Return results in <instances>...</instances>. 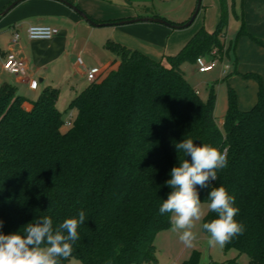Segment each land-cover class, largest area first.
Wrapping results in <instances>:
<instances>
[{"label":"trees","instance_id":"16d2710c","mask_svg":"<svg viewBox=\"0 0 264 264\" xmlns=\"http://www.w3.org/2000/svg\"><path fill=\"white\" fill-rule=\"evenodd\" d=\"M226 28L223 10L213 33L200 30L165 62L107 41L119 67L72 100L69 109L77 115L69 130L63 129L57 89H46L28 102L16 87L3 85L0 232L23 234L25 225L43 216L51 217L55 229L84 210L86 220L77 229L80 238L72 257L61 264L72 259L83 264H155V239L171 228V213H159L173 190L165 182L174 166L191 160L175 144L191 138L197 145L227 149L228 166L217 170L218 179L208 188L197 186L202 203H208L209 191L219 185L235 195L240 209L236 220L246 230L225 249L246 255L249 264H264V79L249 76L259 92L247 111L239 108L230 90L221 126L215 90L204 101L184 71L186 64L224 51ZM215 218L209 211L204 222ZM182 264H199V254Z\"/></svg>","mask_w":264,"mask_h":264},{"label":"crops","instance_id":"0c3cea01","mask_svg":"<svg viewBox=\"0 0 264 264\" xmlns=\"http://www.w3.org/2000/svg\"><path fill=\"white\" fill-rule=\"evenodd\" d=\"M14 1L0 0V14ZM67 1L80 8L98 24L110 23L113 18H118L114 17L116 13L111 11L113 9L109 3L112 2L109 0ZM197 7L198 0H191L185 11L181 13V18L169 20L159 13L152 17L162 18L175 25H183L191 19ZM123 10L124 16L137 17L131 14L129 8L124 7ZM223 10L227 17L226 35L222 38L224 56L230 57L231 52H234L235 56L229 61L230 71L226 77L235 71L264 79V0H224V4L221 0H202L199 14L189 28L174 30L168 27L150 26L159 33V47L157 53L143 51L155 61H160L161 54L164 58L177 55L200 30L213 33L221 22ZM30 26H51L59 29L60 33L52 40H30L27 35ZM112 27L116 26H92L73 9L58 0H25L19 3L7 15L0 17V89L6 84L13 85L19 95L28 102H34L43 91L55 88L59 91L58 109L61 112L67 110L72 100L91 83L87 79V71L94 70L97 81H102L111 71L118 69L119 59L106 48V43L109 40L115 42L117 40L129 44L124 40L129 29L113 30ZM242 28L244 32L241 34ZM15 34L19 35L16 41ZM232 37L237 40L234 45ZM10 53L16 54L26 62V77L15 76L4 70V61ZM224 56L221 57V62ZM79 57L82 58L84 67L78 65ZM222 64L225 67L224 62ZM194 71L199 73L197 68ZM32 80L38 84L36 90L29 87ZM197 92L200 95V91ZM253 107L239 106L243 111ZM74 111L77 115V111ZM224 117L225 115L221 118L216 116L221 126Z\"/></svg>","mask_w":264,"mask_h":264},{"label":"clouds","instance_id":"9594fccd","mask_svg":"<svg viewBox=\"0 0 264 264\" xmlns=\"http://www.w3.org/2000/svg\"><path fill=\"white\" fill-rule=\"evenodd\" d=\"M175 148L191 160L184 159L171 169V179L165 183L173 190L163 200L159 213H171L172 231L179 232L180 241L192 247L197 235L193 229L205 215L197 186L208 188L210 181L218 179L217 170L228 166L227 149L197 145L191 138L176 143ZM235 200V195L222 185L209 191L207 209L217 214V218L201 225L208 233L209 247L223 248L244 234L245 225L236 220L240 209ZM85 220V211L79 210L78 218H67L55 229L51 217L43 216L25 225L23 234L0 232V264H61L69 260L73 245L80 238L77 229ZM107 264H112L111 260Z\"/></svg>","mask_w":264,"mask_h":264},{"label":"rangeland","instance_id":"374dc122","mask_svg":"<svg viewBox=\"0 0 264 264\" xmlns=\"http://www.w3.org/2000/svg\"><path fill=\"white\" fill-rule=\"evenodd\" d=\"M109 1L113 3L109 4L113 9L111 11L116 13L114 17H118L113 18V21L110 23H118L138 18H152V16L156 15L157 13L169 20L181 18V13L185 11L191 0ZM124 7L129 8L131 14L137 15V17L129 18L128 16H124ZM150 26H158L163 28L168 27L158 23L142 22L119 25L112 28L113 30L129 29V32L127 33L128 35L124 38V40H126L129 44L121 43L117 40L116 42L126 46L127 48L137 50L147 55L144 52L145 50L151 53H157V47H159L158 44L160 41L159 33L153 30ZM231 39L234 45L237 40L235 37H232ZM224 52L225 50L222 53L219 51V53L222 55L221 57L224 56ZM234 58V52H231L230 57L224 56V58H222V62H224L225 67L221 62L216 69L204 75L195 73L194 71L195 68L198 70V62L197 64L189 63L184 66L187 80L194 89L200 91L201 99L207 101L212 90H215V93L217 94V108L215 114L218 118H221L224 115L226 116L228 112L230 90L235 92L238 106L241 108H251L258 100V85L253 78L246 76V74L244 75L237 72L235 73V71H232V74L229 77H222V70L226 69L227 74L229 73V61ZM162 60L164 62L166 61V58L163 57V54L160 56V61ZM210 60L211 57L206 56L202 62L204 64H208ZM90 84L91 83H89L88 86ZM63 112L65 121L71 114L74 116V118H76L74 110L68 108ZM202 204L204 205L205 215L201 221L196 223V227L193 229V231L197 234L196 240L193 242V246L188 247L182 243L179 239V232H174L171 228L163 230L157 235L155 242L158 260L155 264H182L184 261L189 260L195 252L199 254V264H249V258L246 255H239V252L235 249L226 250L225 247L220 248L217 246L213 248L208 246V233L201 228V225L205 223L204 220L209 210L207 209V203ZM69 264L83 263L77 259H72Z\"/></svg>","mask_w":264,"mask_h":264},{"label":"built area","instance_id":"2783aa9c","mask_svg":"<svg viewBox=\"0 0 264 264\" xmlns=\"http://www.w3.org/2000/svg\"><path fill=\"white\" fill-rule=\"evenodd\" d=\"M60 33L59 29L51 26H30L27 31L28 38L30 40H52ZM19 35H14V40H18ZM77 63L79 66L84 67L82 58H78ZM221 63V55L218 50H214L211 54V61L208 64L202 62V58L198 60V72L205 74L213 71ZM4 70L12 75L26 77L27 68L26 62L19 58L16 54L10 53L6 56L3 64ZM87 79L89 82L93 83L97 81V75L94 70L87 71ZM227 72L222 70V77H225ZM36 81H30L29 87L32 90L37 88ZM74 116L71 114L69 118L64 122L63 129L69 130L74 122Z\"/></svg>","mask_w":264,"mask_h":264},{"label":"water","instance_id":"95a60500","mask_svg":"<svg viewBox=\"0 0 264 264\" xmlns=\"http://www.w3.org/2000/svg\"><path fill=\"white\" fill-rule=\"evenodd\" d=\"M23 1H25V0H15L12 4H10L0 14V17L7 15L13 8H15L19 3L23 2ZM58 1L67 5L69 8L73 9L76 13H78L83 19H85L92 26H96V27L119 26V25L132 24V23L152 22V23H158V24L168 26L174 30H182V29H186V28H189L190 26H192L193 23L195 22L197 16H198V14H199V11L201 9V3H202V0H198L197 10L195 11V13L191 17V19L186 24H183V25H175V24H172V23H170V22H168L162 18H158V17L138 18V19L122 21V22H118V23H101V24H98L95 21H93L87 14H85L80 8H78L77 6L72 4L71 2H68L67 0H58Z\"/></svg>","mask_w":264,"mask_h":264}]
</instances>
